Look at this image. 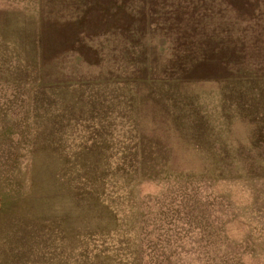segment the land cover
Instances as JSON below:
<instances>
[{"label":"rangeland","instance_id":"obj_1","mask_svg":"<svg viewBox=\"0 0 264 264\" xmlns=\"http://www.w3.org/2000/svg\"><path fill=\"white\" fill-rule=\"evenodd\" d=\"M0 264H264V0H0Z\"/></svg>","mask_w":264,"mask_h":264}]
</instances>
